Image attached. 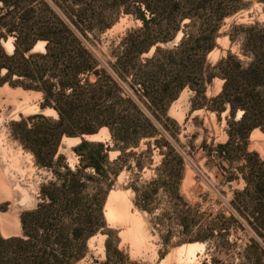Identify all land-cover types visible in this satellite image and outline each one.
<instances>
[{
    "label": "trees",
    "instance_id": "obj_1",
    "mask_svg": "<svg viewBox=\"0 0 264 264\" xmlns=\"http://www.w3.org/2000/svg\"><path fill=\"white\" fill-rule=\"evenodd\" d=\"M255 1L264 12V0ZM247 5V0H0V86L37 93L40 111L56 114L35 113L8 125L10 137L51 178L39 186L35 207L20 215L21 236L0 237V264H76L84 258L89 238L105 227L103 206L121 171L111 164L149 140L163 165L167 153H161L160 142L173 151L163 123L171 121L167 110L185 89L192 94L191 111L205 109L217 119L226 113L227 139L215 146V157L228 158L229 148L242 153L238 174L226 181H242L243 187L232 190L227 216L216 215L222 228L211 226L194 240L223 254L231 246L229 230L244 231L242 252L251 264H264V158L244 153L251 132H264V25L232 24L225 35L230 42L239 38V55L227 52L214 64L206 61L223 20ZM120 16L139 26L103 46L98 36ZM8 42L10 52L4 48ZM214 78L222 85L207 99L205 89ZM100 129L119 153L112 162L103 143L82 138ZM65 137L80 139L71 148L74 169L62 155L56 157ZM138 207L145 209L143 203Z\"/></svg>",
    "mask_w": 264,
    "mask_h": 264
},
{
    "label": "rangeland",
    "instance_id": "obj_2",
    "mask_svg": "<svg viewBox=\"0 0 264 264\" xmlns=\"http://www.w3.org/2000/svg\"><path fill=\"white\" fill-rule=\"evenodd\" d=\"M247 2L245 8L223 20L216 45L206 56L208 63L214 64L227 52L239 55V38L230 42L225 35L232 24L264 25L261 5L255 0ZM138 26L139 22L120 16L111 29L98 37L104 46L116 42L127 29ZM4 48L8 51L6 43ZM219 81L214 78L206 86L207 99L219 93L222 85ZM191 96L190 91L183 90L167 110L171 121L163 125L173 140L170 145L173 151L160 142L161 153H167L162 166L163 156L149 140L148 146L141 141L132 152L126 150L111 164L112 170L121 171L112 181L107 208L105 203L103 206L105 227L94 235L103 236V240L98 237L90 243L87 241V253L76 264H251L249 256L242 252L248 237L244 231L229 230L231 246L223 254H213L205 243L194 240L211 226L222 228L221 220L215 217L219 212L227 216L226 203L232 197V190L241 189L243 182L226 181L231 174H238L236 168L242 164V153L229 148L228 158L215 157V146L227 139L226 113L217 119L205 109L191 111ZM40 100L37 93L7 84L0 86L1 238L21 236L20 215L35 207L39 186L51 178L50 172L35 166L33 157L10 137L8 129L11 121L40 110ZM86 136L90 135L82 138L101 142L108 148L109 162L117 158L119 153L112 150L107 131L100 129L95 137ZM246 143L244 153L254 151L264 158V132L250 134ZM61 146L56 157L62 155L64 162L74 169L77 159L71 151L73 145L66 149L63 141ZM207 148L211 150V158ZM142 203L143 210L138 207Z\"/></svg>",
    "mask_w": 264,
    "mask_h": 264
},
{
    "label": "bare ground",
    "instance_id": "obj_3",
    "mask_svg": "<svg viewBox=\"0 0 264 264\" xmlns=\"http://www.w3.org/2000/svg\"><path fill=\"white\" fill-rule=\"evenodd\" d=\"M178 38H179V34L177 35L176 40H178ZM6 48L8 49V52L11 51L12 46H11L10 42L6 43ZM38 49L42 50V44H39V45H38ZM219 82L221 83V81H219ZM38 95H39V94H38ZM36 113H42V114H45V115H50V116H54V117H56V114H55L53 111H51V110H44V111L37 110ZM104 130H105V129H104ZM105 131H106V130H105ZM254 132L256 133V132H258V130L255 129V130L252 131V133H254ZM252 133H251V134H252ZM107 134H108V133H107ZM95 136H96V134H94V135H90V136H86V138H89V137H95ZM63 141H65V143H66V149H69V146H72V145L74 146V145H76V144L79 143V138H63L62 141H61L60 147L58 148L59 150H60V148L62 147L61 145H62V142H63ZM59 152H60V151H59ZM111 195H112V193L110 192L109 195H108V197H107V200H106V202H105V208H107V206H108V204H109V202H110V200H111ZM98 237H99L101 240H103V236H101V235H96V236L90 238V239L88 240V243H90L93 239L98 238ZM201 248H202V247H201Z\"/></svg>",
    "mask_w": 264,
    "mask_h": 264
},
{
    "label": "water",
    "instance_id": "obj_4",
    "mask_svg": "<svg viewBox=\"0 0 264 264\" xmlns=\"http://www.w3.org/2000/svg\"><path fill=\"white\" fill-rule=\"evenodd\" d=\"M12 46V45H11Z\"/></svg>",
    "mask_w": 264,
    "mask_h": 264
}]
</instances>
